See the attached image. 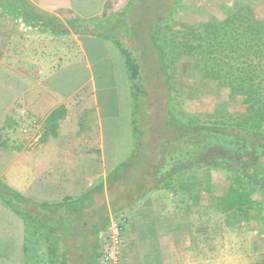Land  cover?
Wrapping results in <instances>:
<instances>
[{"label": "crops", "instance_id": "crops-1", "mask_svg": "<svg viewBox=\"0 0 264 264\" xmlns=\"http://www.w3.org/2000/svg\"><path fill=\"white\" fill-rule=\"evenodd\" d=\"M129 1L0 0V25L9 29L18 15L24 34L34 37L17 48L5 40L0 47V181L35 202L123 212V264H197L192 231L180 216L184 186L171 187L163 175H153L148 186L146 171L128 169L122 177L133 176L130 189L117 182L123 163L108 166L116 153L106 147L102 121L121 114L116 79L129 91L131 80L120 48L110 50L93 21L110 19ZM26 16L36 23L28 25ZM57 42L61 50L47 52ZM88 53L93 65L101 62L95 71L103 84L94 81V71L87 79L74 73L92 70ZM107 193L110 201L95 207L93 197ZM25 238L24 219L0 200V264H24Z\"/></svg>", "mask_w": 264, "mask_h": 264}, {"label": "rangeland", "instance_id": "rangeland-1", "mask_svg": "<svg viewBox=\"0 0 264 264\" xmlns=\"http://www.w3.org/2000/svg\"><path fill=\"white\" fill-rule=\"evenodd\" d=\"M130 2H132V6L137 5V7L131 12L130 17H120V19L122 23L127 25H132V21L137 22L135 36L130 38L127 35L132 30L129 27H124L125 25H121V28L126 31H122L117 26L113 27L116 25V20L113 19L115 18L114 15L110 19L100 22L103 33L106 35L104 37L109 40L107 43L104 41V43L110 50L116 49L115 52L118 54L119 50L116 48L117 44L113 38L119 37L122 47L128 50L138 60V63H142L146 67V74L141 83V90L143 91L140 92L142 107L137 106L138 99L133 97L131 87L129 91L126 83L122 85L120 79H116L115 85L120 92H118L120 95V103H118L121 105V111H119L121 114L119 117L107 114V117H104L102 121L106 147L111 152L116 153L115 157L112 158V164L108 166L113 169L117 162L129 163L132 160H141L142 155L148 152L146 165L149 166L145 171L149 176L148 180H144L145 184L150 186L153 175H157L156 178L159 179L161 176L159 173H164L165 168H167L169 173L163 179H169L172 183L171 187L178 183L184 186L186 198L180 206V216L181 222H185L192 231L194 258L197 264H264V184H256V197L260 200L262 207L257 216L250 219L226 217L225 214L217 210L216 200L213 198L221 192L220 186L226 184L228 177L233 176V174L224 168L202 164L205 160L211 159L207 153L201 151L203 150L201 143L205 140V136L196 133L193 139L186 137L187 140L184 141L180 138L181 144H179L180 141L178 144L181 153L177 155L180 161L178 158L171 159L173 147L176 146L173 138H178L180 133H183L185 137V130L189 126L193 129H216L225 133L241 131V124L246 121L248 115V105L244 103L240 94L231 95L228 86L220 85L215 80L203 77L202 72L195 67L194 61L188 56H174L171 50L172 45H170L173 40L180 41V34L184 32V24H198L209 20L211 17L223 19V5L233 8L234 2L236 4L244 3L250 9L254 19L259 20L264 17V0H130ZM126 7L124 4L117 13L126 11ZM164 11H166L165 14ZM14 16L16 19L9 23L11 26L9 29L0 25V47L4 44V40L5 43L8 41L9 45L12 44L17 48L23 39L28 41L34 38L30 36L31 33L29 32L24 34L21 26L23 21L18 20V15ZM161 18L162 22L159 24ZM38 22L41 21L37 20ZM42 22L43 24L47 23L44 20ZM26 23L32 25L36 21L30 16H26ZM153 23L159 24L167 39L165 43L168 46L166 47V59L168 73L172 77L170 89L165 84V73H162L155 65L157 61L150 39ZM50 32L57 34L58 37L61 35V33ZM79 34L77 32L76 35ZM70 39L69 37V42ZM81 40L85 43L83 39ZM58 43L52 46L47 44V52L61 50ZM2 49L0 48L1 55L4 51ZM64 50L66 51V47ZM88 57L93 66L92 70L89 69L86 73L84 68L76 67L73 68L75 69L74 73L78 77L82 76V78L87 79L94 71V81L100 85L105 77L101 74L97 76L95 66L100 65L101 62L96 61V65H93L95 61L90 53H88ZM117 63L115 62L116 65ZM130 116H134V119L138 121L135 134L130 129L128 119ZM139 118L146 127L142 140L147 142L149 147L140 140H135L140 133ZM167 122L171 125H168ZM175 129L180 130L175 132ZM260 131L264 135V124ZM132 151L136 153V157L131 156ZM165 158L168 162L165 161ZM119 166L120 168L123 167L122 164ZM175 167L177 169L173 170ZM116 171L118 172V170ZM153 183L158 184L160 181L153 180ZM4 193L6 192L4 191ZM109 196L110 193L95 195L93 197L94 206L105 204L106 201L109 202ZM49 212L54 215V218L61 216L71 218L72 226L79 233L82 227L86 228L81 234H69L67 240L64 241L67 248L65 246L66 250L64 251L61 248V252H65L67 256V264H89L90 247L95 242L94 231L97 225H100L99 238L101 243L110 215L120 217L122 231L125 230V226H123L124 213L114 212L113 208L110 211L89 213L82 211L80 205L79 207L71 205L69 207H50ZM101 219L104 221L100 222ZM31 225L32 220L28 219L26 221V238L28 240L30 238L28 228ZM96 264H103L99 257Z\"/></svg>", "mask_w": 264, "mask_h": 264}, {"label": "trees", "instance_id": "trees-1", "mask_svg": "<svg viewBox=\"0 0 264 264\" xmlns=\"http://www.w3.org/2000/svg\"><path fill=\"white\" fill-rule=\"evenodd\" d=\"M235 4L236 2H234L233 8L222 6L223 19L211 17L198 24H184V32L180 34V41L173 40L170 45H172L171 50L174 56L185 55L191 58L195 67L202 72L203 77L215 80L220 85L228 86L231 95L240 94L244 103L248 105L246 121L241 124V131L230 133L209 128L193 129L189 126L185 130V137L183 133H180L178 138H173L177 147L174 148L171 159L178 158L180 161V158L177 157L181 153L178 149L181 144L180 138L186 141V137L193 139L196 133L204 135L205 140L201 143L203 147L201 151L207 153L211 159L205 160L202 164L224 168L233 174L228 177L226 184L220 186L221 192L213 198L216 200L217 210L225 214L226 217L250 219L257 216L262 210L260 200L256 197V184H264V135L260 131L264 124V17L256 20L247 5L244 3ZM126 6V11L113 14L115 17L113 19L116 20V25L113 27L121 28V25H125L124 27L131 28L132 32L127 34L131 38L136 35L137 22L132 21V25H127L122 23L120 17H130L137 5L132 6V2L129 1ZM165 13L166 11H164ZM134 20L136 19L134 18ZM101 21H93L95 31L103 29L100 25ZM160 22H162V18L159 20V24ZM153 24L150 39L157 61L155 65L162 73H165V84L170 89L172 77L168 73L166 59V47L168 46L165 43L167 39L159 24ZM121 29L126 31L124 28ZM113 41L125 57L132 95L138 99L137 106L142 107L140 102L143 91L141 83L146 74V67L142 63H138V60L122 47L119 37H114ZM136 123L138 124V121L133 116L130 127L134 134L138 128H136ZM139 123V137L134 138L136 141L143 142L142 138L146 127L140 118ZM167 124L171 125L169 122ZM172 127L174 128V126ZM175 130L177 132L180 129ZM143 144L149 147L147 142H143ZM224 152L225 154H223ZM131 156L136 157V153L132 151ZM147 160L148 152L142 155L141 160L124 162L121 177L117 182L128 183L126 185L131 189L132 184H129L128 180L133 176L128 178L122 176H125L128 169L132 170V175L134 171L144 172L143 166ZM176 169L175 167L173 170ZM164 171V173H159V175H163L162 178L169 173L167 168ZM108 183L110 182L108 181ZM126 194V198L131 196L130 192H126ZM0 200L19 214L25 223L28 219L32 220V225L28 228L30 238L29 240L25 238L24 243V264L68 263V258L65 252H61V248L62 251L66 250L67 246L64 245V241L67 240L69 234L79 232L72 226L71 218L67 216L54 218V215L49 212L50 207L57 208L61 205L32 201L10 189L1 181ZM83 200L84 197L80 198V201ZM73 206L76 205L73 204ZM103 221L101 219L100 222ZM85 229L82 227L79 234L83 233ZM100 231V225H97L94 231L95 242L90 247L89 264H96V260H98Z\"/></svg>", "mask_w": 264, "mask_h": 264}, {"label": "built area", "instance_id": "built-area-1", "mask_svg": "<svg viewBox=\"0 0 264 264\" xmlns=\"http://www.w3.org/2000/svg\"><path fill=\"white\" fill-rule=\"evenodd\" d=\"M123 247L122 220L110 215L100 243L99 260L103 264H123Z\"/></svg>", "mask_w": 264, "mask_h": 264}]
</instances>
